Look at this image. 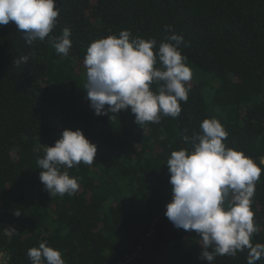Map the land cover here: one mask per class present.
Wrapping results in <instances>:
<instances>
[{
  "label": "trees",
  "instance_id": "trees-1",
  "mask_svg": "<svg viewBox=\"0 0 264 264\" xmlns=\"http://www.w3.org/2000/svg\"><path fill=\"white\" fill-rule=\"evenodd\" d=\"M56 6L49 36L71 30L67 55L57 54L49 37L28 45L14 22L0 25V249L9 264H31L27 252L41 242L61 250L65 264H210L201 259L198 234L176 228L165 212L171 152L190 148L183 136L201 132V122L213 117L228 132L226 146L261 168L251 205L260 231L252 242L264 243V0H57ZM165 25L183 35L190 69L218 77L212 95H204V82L189 81L180 115L143 128L130 107L96 115L84 88L90 43L130 30L133 38H155L156 51L169 35ZM25 55L26 65L13 62ZM65 129L83 130L97 154L93 164L67 169L80 185L74 195L52 197L37 159ZM248 251L218 256L214 264H247Z\"/></svg>",
  "mask_w": 264,
  "mask_h": 264
},
{
  "label": "clouds",
  "instance_id": "clouds-1",
  "mask_svg": "<svg viewBox=\"0 0 264 264\" xmlns=\"http://www.w3.org/2000/svg\"><path fill=\"white\" fill-rule=\"evenodd\" d=\"M56 4L57 0H0V25L14 22L28 45L49 37L56 53L67 55L72 47L71 30L64 28L59 36H49L60 13ZM165 31L169 35L156 51L155 38H133L130 30L90 43L83 61L87 69L84 88L96 115L118 114L130 107L142 128L149 122L160 123L162 117L180 115L181 102L189 99L186 84L192 79L181 48L188 45L173 26L165 25ZM28 60L25 55L13 62L19 66ZM200 129L183 136L190 148L172 151L167 160L172 199L165 215L176 228L198 234L201 259L210 264L218 256L236 257L245 248L249 250L247 264H256L264 257V243L252 242L260 228L251 205L261 168L243 151L226 146L228 132L218 119H204ZM44 153L37 164L45 190L52 197L71 196L80 185L67 169L81 162L93 164L97 145L83 130L65 129ZM27 255L31 264H65L61 250L47 242L30 248Z\"/></svg>",
  "mask_w": 264,
  "mask_h": 264
},
{
  "label": "rangeland",
  "instance_id": "rangeland-1",
  "mask_svg": "<svg viewBox=\"0 0 264 264\" xmlns=\"http://www.w3.org/2000/svg\"><path fill=\"white\" fill-rule=\"evenodd\" d=\"M192 79L191 82H195L196 80L202 81L205 84L204 95L209 98L212 93L214 87H216L219 83V79L215 74L208 73L197 66H192Z\"/></svg>",
  "mask_w": 264,
  "mask_h": 264
},
{
  "label": "built area",
  "instance_id": "built-area-1",
  "mask_svg": "<svg viewBox=\"0 0 264 264\" xmlns=\"http://www.w3.org/2000/svg\"><path fill=\"white\" fill-rule=\"evenodd\" d=\"M128 259H131V257ZM9 260V253L6 250L0 249V264H9Z\"/></svg>",
  "mask_w": 264,
  "mask_h": 264
}]
</instances>
